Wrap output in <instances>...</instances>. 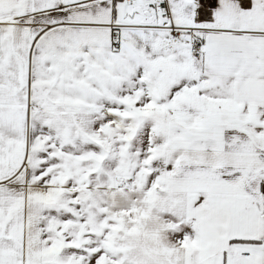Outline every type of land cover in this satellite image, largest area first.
<instances>
[{
  "label": "snow or ice",
  "instance_id": "1",
  "mask_svg": "<svg viewBox=\"0 0 264 264\" xmlns=\"http://www.w3.org/2000/svg\"><path fill=\"white\" fill-rule=\"evenodd\" d=\"M0 264H264V0H0Z\"/></svg>",
  "mask_w": 264,
  "mask_h": 264
}]
</instances>
